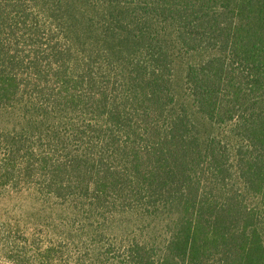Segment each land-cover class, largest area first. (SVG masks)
I'll return each instance as SVG.
<instances>
[{"label":"trees","instance_id":"obj_1","mask_svg":"<svg viewBox=\"0 0 264 264\" xmlns=\"http://www.w3.org/2000/svg\"><path fill=\"white\" fill-rule=\"evenodd\" d=\"M0 119L12 264H264V0H0Z\"/></svg>","mask_w":264,"mask_h":264},{"label":"rangeland","instance_id":"obj_2","mask_svg":"<svg viewBox=\"0 0 264 264\" xmlns=\"http://www.w3.org/2000/svg\"><path fill=\"white\" fill-rule=\"evenodd\" d=\"M184 76L185 66L179 64L175 69L178 92L183 89ZM8 189L0 187V264H12L13 258L19 254L18 247L28 238L30 252L44 245V205L38 204L30 195Z\"/></svg>","mask_w":264,"mask_h":264}]
</instances>
